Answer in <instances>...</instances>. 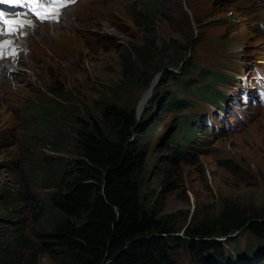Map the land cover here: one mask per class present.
Instances as JSON below:
<instances>
[{"label": "rangeland", "instance_id": "obj_1", "mask_svg": "<svg viewBox=\"0 0 264 264\" xmlns=\"http://www.w3.org/2000/svg\"><path fill=\"white\" fill-rule=\"evenodd\" d=\"M65 1L70 3L60 2L53 10L54 19L25 24L26 33H0V41L9 45L27 35L25 48L13 47L19 55L0 63L9 70L4 75L0 70V228L11 229V221L33 229L32 210L46 192L38 186V175L47 170L44 157H74L72 148L52 152L48 138L38 132L35 108L44 96L54 101L64 97L69 115L88 110L96 117L99 107L109 103L133 113L136 124L155 121L141 139L142 196L173 236L185 240L191 228L213 222L224 209L236 212L235 217L263 220L264 106H245L236 92L242 87L240 76L264 69L261 0H161L165 16L152 22L133 12L131 3L137 8L138 0ZM13 59L25 80L9 68ZM19 60L29 65L18 66ZM212 90L226 103L216 98L215 104L208 102ZM172 96L186 108L163 111ZM155 97V109L147 112ZM223 108L232 112H219ZM59 112L50 118L62 132L71 121ZM191 115H199L197 126L191 125L186 145L177 147L184 140L178 123ZM130 139L140 138L132 132ZM212 239L224 249L237 244L240 253L251 241L245 230L233 233L229 241ZM259 246L251 264H264V243ZM38 259L39 264H54L45 254ZM174 262L194 264L186 248L175 251Z\"/></svg>", "mask_w": 264, "mask_h": 264}, {"label": "trees", "instance_id": "obj_2", "mask_svg": "<svg viewBox=\"0 0 264 264\" xmlns=\"http://www.w3.org/2000/svg\"><path fill=\"white\" fill-rule=\"evenodd\" d=\"M131 6L149 22L165 16L161 0H138L137 8L134 3ZM212 91L208 102L215 104L218 99L226 103L219 91ZM44 98L35 108L38 132L48 138L52 152L61 154L72 148L74 157H44L47 170L38 175V186L46 192L32 210L33 229L27 231L11 221H7L11 229L0 228V264H39L41 254L54 264H175V251L180 248L190 252L194 264L211 260L215 264H237L239 260V264H251L259 244L264 243V219L235 217L236 212L224 209L213 222L191 228L184 240L173 236L147 207L142 196L145 155L140 146L155 121L136 124L133 113L109 103L99 107L96 117L88 110L69 115L64 97L58 101ZM157 99L149 101L147 112ZM164 104L163 111L186 108L184 101L173 96ZM53 108L55 115L56 111L69 115L70 128L56 129L50 118ZM194 116L179 121L177 133L184 140L177 147L191 139V125H196L199 115ZM132 132L140 139H130ZM24 169L28 171L27 163ZM244 230L251 241L243 253L237 244L224 249L212 239L229 241L233 233Z\"/></svg>", "mask_w": 264, "mask_h": 264}, {"label": "bare ground", "instance_id": "obj_3", "mask_svg": "<svg viewBox=\"0 0 264 264\" xmlns=\"http://www.w3.org/2000/svg\"><path fill=\"white\" fill-rule=\"evenodd\" d=\"M261 6L263 7L264 6V2H263V0H261ZM55 11V10H54ZM54 19V18H53ZM27 22V21H26ZM34 25V24H33ZM63 25V24H62ZM27 27L28 26H26L25 25V23H23V22H21V30L22 31H20L21 33H26L27 31H29L28 29H27ZM29 28V27H28ZM35 29L36 28H34V31H35ZM1 32H2V30H1ZM19 33H17V35H18ZM26 37H27V35H26ZM26 37H24L21 41H20V43H11V45H18V47H23V45H22V43H23V40L26 38ZM16 40V39H15ZM12 42V41H11ZM2 43H5V42H2ZM26 47V46H25ZM25 47H23V48H25ZM21 50H23L24 51V49H21ZM11 58V57H10ZM29 58L30 59H32V60H30L31 62H34L35 63V61L37 62V57H35V55H30L29 56ZM43 58V57H42ZM28 59V58H27ZM43 60V59H42ZM45 60V59H44ZM7 60H0V63H3V62H6ZM17 61V60H16ZM15 61V59H13L12 61H11V63H10V67L9 68H12V71L13 72H16L17 73V75H19L20 77H19V79H23L25 76H27L26 74L24 75V74H20L21 73V70H18L19 69V67H18V69L13 65V62H16ZM39 62H40V60H39ZM7 63H9V62H7ZM26 64H28V63H25L24 61H18V66L20 65H25L26 66ZM29 65V64H28ZM35 67V66H34ZM0 70H1V75H4V74H6L8 71H7V68H4L3 69V67H0ZM11 70V69H10ZM241 77V76H240ZM17 78V77H16ZM24 80H25V78H24ZM2 83V85H5V86H9V83L7 82V81H2L1 82ZM21 84V83H20ZM15 85V87H16V89L17 90H19V86H18V84H17V82H16V84H14ZM153 89V88H152ZM152 89H150L149 91H148V94L146 95V97H148L149 96V94H150V92H152ZM145 96V95H144ZM145 97V98H146ZM145 101V100H144ZM144 103L143 102H141V104H140V107H142V105H143Z\"/></svg>", "mask_w": 264, "mask_h": 264}, {"label": "clouds", "instance_id": "obj_4", "mask_svg": "<svg viewBox=\"0 0 264 264\" xmlns=\"http://www.w3.org/2000/svg\"><path fill=\"white\" fill-rule=\"evenodd\" d=\"M7 14V16H10V17H17L18 16V19H20L21 18V16L18 14V12H13V13H6ZM0 16H5L2 12H0ZM27 21V22H26ZM21 22H23V23H25V24H27V23H44L45 21H40V20H36L35 18H28V19H26V18H21ZM4 29H5V26L3 25V23H2V21H0V33H1V35H3L4 37H10V36H13V35H16L17 33H19L20 31H22L21 30V23H20V26L16 29V30H13V29H11V31L9 32V33H7V31L4 33ZM1 30H2V32H1ZM2 42H4V41H0V50H3V49H13V45H9V44H6V42L5 43H2ZM13 50H15V49H13ZM15 51H17V50H15ZM15 54H16V52H15ZM19 55V52L16 54V55H13V56H8V55H3L2 57H0V60H2V59H6V58H9V57H13V58H15V57H17ZM249 72V71H248ZM247 76V75H246ZM241 77H243V78H245V76H241ZM241 77L239 78V81L241 80ZM238 91V90H237ZM264 106V105H263ZM262 106V107H263ZM260 108V107H259ZM227 114H228V111L226 112Z\"/></svg>", "mask_w": 264, "mask_h": 264}, {"label": "snow or ice", "instance_id": "obj_5", "mask_svg": "<svg viewBox=\"0 0 264 264\" xmlns=\"http://www.w3.org/2000/svg\"><path fill=\"white\" fill-rule=\"evenodd\" d=\"M5 0H0V4H3ZM46 2H55V0H46Z\"/></svg>", "mask_w": 264, "mask_h": 264}, {"label": "water", "instance_id": "obj_6", "mask_svg": "<svg viewBox=\"0 0 264 264\" xmlns=\"http://www.w3.org/2000/svg\"><path fill=\"white\" fill-rule=\"evenodd\" d=\"M147 93H148V92H147ZM149 97H150V96L146 97L144 102H146V101L149 99ZM144 102H143V103H144Z\"/></svg>", "mask_w": 264, "mask_h": 264}]
</instances>
